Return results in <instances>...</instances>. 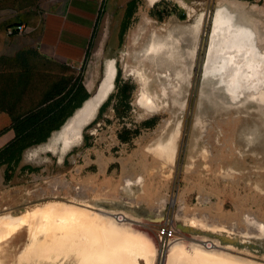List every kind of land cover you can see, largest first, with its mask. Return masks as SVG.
Returning <instances> with one entry per match:
<instances>
[{
	"label": "rangeland",
	"instance_id": "rangeland-1",
	"mask_svg": "<svg viewBox=\"0 0 264 264\" xmlns=\"http://www.w3.org/2000/svg\"><path fill=\"white\" fill-rule=\"evenodd\" d=\"M103 1L83 70L82 61L39 47L45 13L62 8L66 0H0V76L23 80L17 110L37 105L57 82L67 92L82 72L86 84L96 63V83L93 88L86 84L93 92L110 57L133 90L131 108L119 102L117 109L114 97L86 127L88 140L84 134L83 143L63 161L51 151H44V158L26 159V148L0 186V214L22 213L56 199L82 201L140 219L136 225L157 243L156 264H165L169 245L177 239L187 246L188 239L219 242L225 251L264 263V78L253 86L247 68L240 76L245 83L234 94L224 69L205 68L214 15L222 5L233 15L235 27L251 29L257 51L264 54V0H138L122 40L125 8L112 10ZM19 23L26 25L24 31L8 32ZM154 42L165 45L148 53ZM21 52L28 58L25 66ZM142 91L153 105L141 101ZM6 116L0 96V122ZM147 120L154 122L147 125ZM123 125L139 131L121 140ZM175 132L174 157L155 152L161 146L168 153ZM164 222L177 226V237L159 234ZM41 235L25 223L0 239V264H71L69 258L54 262L33 247Z\"/></svg>",
	"mask_w": 264,
	"mask_h": 264
},
{
	"label": "bare ground",
	"instance_id": "bare-ground-1",
	"mask_svg": "<svg viewBox=\"0 0 264 264\" xmlns=\"http://www.w3.org/2000/svg\"><path fill=\"white\" fill-rule=\"evenodd\" d=\"M232 20L233 15L227 6L222 5L216 10L205 68L213 71L224 69L223 71L227 72V79L232 82L231 86L228 84L229 90L234 93L238 87L244 85L245 81L240 79V76L245 74L247 68L251 69L250 84L258 86L263 80L264 54L257 51L251 29L235 27ZM164 45L154 42L146 50L151 53L160 50ZM217 59L221 63L214 65L213 61ZM244 61L246 67L240 66ZM116 74L115 58H106L99 93L89 99L85 107L76 108L46 141L28 147L25 152L26 159L44 158L42 153L51 151L59 161H63L71 149L81 145L84 141L85 129L93 120L88 122L97 117L101 101L115 89ZM140 74L143 79V73ZM141 101L153 105L152 98L145 91H142ZM176 136L177 132L167 144L170 148L168 153L161 146H158L155 152L166 154L172 159L174 148L171 145ZM81 202L56 199L22 213L0 214V239L28 223L31 232L35 235L42 233L41 236L36 237L32 246L41 248L43 255L46 258L50 257L54 262L69 258L71 264H156L157 243L151 238V234L136 225L140 219L131 216L128 212H122L124 217L120 219L117 210L112 209L117 212L115 214L111 209L95 208ZM259 227L263 229L262 224ZM188 241L189 246L185 244V240H174L169 245L165 264H261L256 260L251 259V261L225 251L219 242L209 245L201 244L202 239H188ZM140 258L145 262L141 263Z\"/></svg>",
	"mask_w": 264,
	"mask_h": 264
},
{
	"label": "trees",
	"instance_id": "trees-1",
	"mask_svg": "<svg viewBox=\"0 0 264 264\" xmlns=\"http://www.w3.org/2000/svg\"><path fill=\"white\" fill-rule=\"evenodd\" d=\"M103 4H105V1H103ZM137 8L138 0H129L127 2L119 29L120 40L124 38V34L130 26L131 19ZM91 42L83 60V70L86 68V60L89 56ZM19 59L23 62V66L28 63V58L24 52L19 54ZM121 75L122 71L118 68L115 78L116 91L112 92L107 100L100 106L98 116L89 125L98 120L114 97L117 99L115 105L117 109L119 102H124L127 109L131 108L133 90L132 87L123 80ZM98 76L99 69L97 64L93 63L88 71L86 82L89 88L94 87ZM0 77H3L1 82L4 83L0 92L1 108L9 114L11 118L10 128L15 131L14 138L0 149V165L6 164L5 177L6 179H10L14 168H16L21 161L24 150L32 145L46 141L52 132L55 129H59L66 119L74 113L76 108L82 105L83 101L87 99L91 93L83 81L84 73L82 72L75 78L73 86L67 92H65V86L57 82L46 90L44 97L37 105L19 111L16 109V106L22 98V93L24 91V87H22L23 80L12 82L14 78L12 79L3 75ZM153 122V120H147L145 124L152 125ZM138 131L139 127L130 129L123 125L119 137L121 140L128 141L131 139V133L136 134ZM88 138V135L85 134V139L88 140ZM26 167V165L22 166L23 169Z\"/></svg>",
	"mask_w": 264,
	"mask_h": 264
},
{
	"label": "crops",
	"instance_id": "crops-1",
	"mask_svg": "<svg viewBox=\"0 0 264 264\" xmlns=\"http://www.w3.org/2000/svg\"><path fill=\"white\" fill-rule=\"evenodd\" d=\"M129 0H107L112 10L126 8ZM151 2V1H150ZM102 0H66L62 8L45 13L39 36V47L53 55L73 62H83L92 41ZM8 114L0 122V149L15 136ZM6 164L0 165V186L5 181Z\"/></svg>",
	"mask_w": 264,
	"mask_h": 264
},
{
	"label": "built area",
	"instance_id": "built-area-1",
	"mask_svg": "<svg viewBox=\"0 0 264 264\" xmlns=\"http://www.w3.org/2000/svg\"><path fill=\"white\" fill-rule=\"evenodd\" d=\"M26 29V25L24 23H19L15 26H11L8 29L9 33H20ZM118 217L121 219L124 217V214L122 212L118 213ZM159 234L161 236L167 237V238H175L177 237L178 228L174 223L170 222H164L158 229Z\"/></svg>",
	"mask_w": 264,
	"mask_h": 264
},
{
	"label": "water",
	"instance_id": "water-1",
	"mask_svg": "<svg viewBox=\"0 0 264 264\" xmlns=\"http://www.w3.org/2000/svg\"><path fill=\"white\" fill-rule=\"evenodd\" d=\"M102 81H103V78L99 81V83L97 84V87L95 88V90L93 91V92H90L91 94H90V96L87 98V99H85L84 101H83V103H82V107H85L86 106V103L89 101V99H91L93 96H95L96 94H98L99 93V91H100V87H101V84H102ZM108 98V95L106 96V98L104 99V100H102L101 101V105L104 103V101L106 100ZM95 118H96V116H95ZM95 118H93V119H91L88 123H90L92 120H94ZM50 137V136H49ZM48 137V138H49Z\"/></svg>",
	"mask_w": 264,
	"mask_h": 264
}]
</instances>
